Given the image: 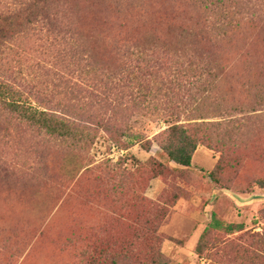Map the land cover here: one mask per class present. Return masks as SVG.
Masks as SVG:
<instances>
[{"label": "rangeland", "instance_id": "1", "mask_svg": "<svg viewBox=\"0 0 264 264\" xmlns=\"http://www.w3.org/2000/svg\"><path fill=\"white\" fill-rule=\"evenodd\" d=\"M70 1L87 33L101 39L113 27L106 18L112 16L95 0ZM145 11L141 21L149 28L158 21L177 26L196 23L201 15L187 0H147ZM129 30L145 31L137 25H129ZM144 37L155 41L150 33ZM257 38L249 52L260 57L264 35ZM94 48L91 63L106 69L107 55L99 43ZM35 51L21 53L30 59L20 72L24 84L34 77L26 67L35 61ZM40 53L39 48L36 59L44 63ZM244 54L245 47L238 44L223 56L227 75L221 87L234 89L228 97L236 118L241 116L238 111L252 108L238 94L248 81ZM178 55H162L167 61L161 64L167 70L161 71V91L156 93L161 107L169 100L171 104L185 101L183 91L189 86L181 68L184 60L173 59ZM79 57H66L64 68L40 74V81L48 90L54 87V103L78 113L79 125L91 130L88 142H31L26 137L20 145L0 147V156L12 174L0 180V264H151L157 253L165 264H264V111L254 113L258 118L248 123L252 131L246 140L226 150L198 145L190 167L184 168L169 161L160 149L166 125L144 109L131 108L127 102L131 90L125 94L113 91L122 104L114 117L108 107L96 103L89 91H100L76 78L98 69L94 64L85 68L86 58ZM17 60L18 56H10L7 63L19 72L22 64ZM45 67L52 69L48 64ZM134 74L140 77L141 73ZM259 78H264L263 70H255L251 80ZM107 120L125 133L95 126ZM213 218L224 226L242 225L243 230L227 235L223 229L209 228L199 256L197 244Z\"/></svg>", "mask_w": 264, "mask_h": 264}, {"label": "trees", "instance_id": "2", "mask_svg": "<svg viewBox=\"0 0 264 264\" xmlns=\"http://www.w3.org/2000/svg\"><path fill=\"white\" fill-rule=\"evenodd\" d=\"M95 1L106 8L108 16H112L106 17L113 23L112 30L108 26L110 31L101 39L83 29L79 13L70 0H0V67L4 65L3 70L0 69V147L20 145L26 137H29L26 141L31 142L41 139L69 140L71 144L88 142L91 130L79 125L78 113L68 105L54 103V87L48 90L40 81V74L54 73L70 55L85 57V68L96 65L98 71L83 79L76 78V81L92 84L96 92L99 90L97 93L88 91L97 104L109 108L113 117L122 106L117 101L118 94L131 90L127 101L131 108L144 109L166 125L160 149L176 165L190 167L198 145L226 150L247 139L252 131L248 123L258 118L254 113L264 111V78L251 80L255 70L264 73V55L257 57L249 52L251 46L258 43L257 37L264 35V0H187L189 6L201 14L198 22L189 21V24L177 26L158 21L150 28L141 21L146 14L147 0ZM129 25H137L138 30L144 28L145 31L139 34L137 30H129ZM177 27H180L179 31ZM109 32L114 34L108 35ZM146 33L152 34L155 41L147 40ZM95 43H99L107 55L106 69L91 63L96 54ZM28 44L31 46L27 47ZM238 44L245 47V73H248L247 87L238 94L252 108L238 111L241 116L236 118L228 97L234 89L223 90L221 86L227 75L223 56H228L229 50ZM39 48L40 55L45 57L44 63L36 59ZM34 49L35 61L26 67L34 77L24 84V74L20 72L26 66L24 62H30V59L23 58L21 53L28 55ZM171 52L181 53L173 59L184 60L181 68L189 87L183 91L185 101H172L171 104L169 100L161 107L158 83L163 80V68L167 70L161 64L167 61L162 55ZM10 56L20 58L17 60L18 65L22 64L19 72L7 63ZM46 64L52 69L46 68ZM135 72L141 73L140 77ZM117 89L120 90L118 94L113 92ZM121 96L119 99L123 100L124 96ZM54 108H58L57 111ZM95 126L105 132L125 133L123 128L113 127L110 120ZM131 136L133 140L138 138L136 134ZM220 155L222 159L223 154ZM11 175L7 162L0 156V180ZM209 228L223 229L227 235L243 230L242 225L224 226L213 218L197 244L199 256L203 252L202 237ZM156 256L151 264H165L159 253ZM96 262L100 263V258Z\"/></svg>", "mask_w": 264, "mask_h": 264}]
</instances>
